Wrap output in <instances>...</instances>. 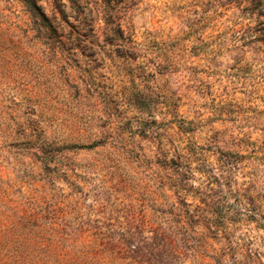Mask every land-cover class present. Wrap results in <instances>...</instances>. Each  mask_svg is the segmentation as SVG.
I'll return each mask as SVG.
<instances>
[{
    "label": "rangeland",
    "instance_id": "1",
    "mask_svg": "<svg viewBox=\"0 0 264 264\" xmlns=\"http://www.w3.org/2000/svg\"><path fill=\"white\" fill-rule=\"evenodd\" d=\"M78 1L0 0V264H264V0Z\"/></svg>",
    "mask_w": 264,
    "mask_h": 264
},
{
    "label": "trees",
    "instance_id": "2",
    "mask_svg": "<svg viewBox=\"0 0 264 264\" xmlns=\"http://www.w3.org/2000/svg\"><path fill=\"white\" fill-rule=\"evenodd\" d=\"M21 2L24 7L26 8L27 12L31 15L32 18L35 19V21L38 23L39 27L43 29L48 35H50L51 38H60L62 37V34H60V27L58 25V20H57V12L62 16L64 19V23L66 26L69 27H79L80 26H85L89 28V31H93L95 29V24L96 21L92 17L90 12H87L86 9L81 7V4L79 3L78 0H69L71 3L72 8L77 12L78 14L81 15L82 20L78 22H72L69 19V16L66 13L65 10V4L63 3V0H57L55 3L54 9H55V17L49 16V14L46 12L45 8L41 4L40 0H17ZM101 21L106 25L104 27L105 31H109L112 34H118L122 30V23H121V18H116L113 17V13L109 16L107 13L105 15H102V17H99ZM77 20V19H76ZM76 41L78 44L76 46H80L81 42V37H77ZM5 43H8L4 41V38L0 37V45H3ZM91 146V145H90Z\"/></svg>",
    "mask_w": 264,
    "mask_h": 264
}]
</instances>
